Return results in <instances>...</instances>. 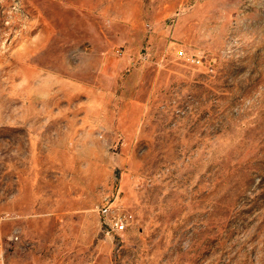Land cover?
I'll list each match as a JSON object with an SVG mask.
<instances>
[{
  "label": "rangeland",
  "instance_id": "rangeland-1",
  "mask_svg": "<svg viewBox=\"0 0 264 264\" xmlns=\"http://www.w3.org/2000/svg\"><path fill=\"white\" fill-rule=\"evenodd\" d=\"M0 264H264V0H0Z\"/></svg>",
  "mask_w": 264,
  "mask_h": 264
},
{
  "label": "built area",
  "instance_id": "built-area-1",
  "mask_svg": "<svg viewBox=\"0 0 264 264\" xmlns=\"http://www.w3.org/2000/svg\"><path fill=\"white\" fill-rule=\"evenodd\" d=\"M100 212L107 235H120L126 232L133 223L131 212L116 203H106Z\"/></svg>",
  "mask_w": 264,
  "mask_h": 264
}]
</instances>
